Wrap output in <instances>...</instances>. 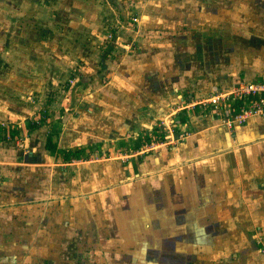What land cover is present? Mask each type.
<instances>
[{
  "label": "crops",
  "instance_id": "1",
  "mask_svg": "<svg viewBox=\"0 0 264 264\" xmlns=\"http://www.w3.org/2000/svg\"><path fill=\"white\" fill-rule=\"evenodd\" d=\"M110 1H119L117 8L104 0H78L71 12L81 17L73 28V48L62 54L63 75L71 83L66 123L59 131L56 119L52 122L59 131L58 147L81 146L87 155L109 146V152L122 148L119 153L131 154L144 142L163 140L170 129L189 133L177 146L164 144L150 154L131 155L124 167L84 159L61 162L45 149L40 127L31 129L28 150H15L9 146L13 141L0 139V264L68 260L69 250L61 245L72 240L69 224L60 221L62 215L47 217L46 208L75 213L78 235L73 239L85 238L87 209L99 224L107 214L97 213L110 208L99 233L140 240L139 255L145 258L156 241L154 217L162 235L161 256L177 255L183 240L202 239L208 225L220 227V240L234 241L243 234L253 239L254 231L264 235V117L228 129L199 108L182 110L215 90L264 81V0H158L157 10H143L137 23L128 20L124 8L132 0ZM111 22L116 28L107 32ZM3 34L0 28V48L5 46ZM72 67L78 70L74 77L67 75ZM3 91L0 87V121L21 124L26 111L10 107ZM240 101L233 100V106ZM182 118L187 119L181 123ZM123 178L133 202L139 193L135 181L142 179L140 200L157 213L149 216L136 208L127 216L122 207L100 201L111 192L121 194ZM83 194L87 201L78 199ZM51 223L59 225L57 230H51ZM247 246L236 249L245 254Z\"/></svg>",
  "mask_w": 264,
  "mask_h": 264
},
{
  "label": "rangeland",
  "instance_id": "2",
  "mask_svg": "<svg viewBox=\"0 0 264 264\" xmlns=\"http://www.w3.org/2000/svg\"><path fill=\"white\" fill-rule=\"evenodd\" d=\"M77 1L0 0V28L4 33L2 40L5 44L4 48H0V87L6 89V91H3V95L4 99L9 102L8 105L10 107L18 106L26 111L25 114L27 113L21 124L14 122L15 120L13 119L11 121L7 119L0 121V126L2 127L13 124L17 126L18 132L14 139H6L7 141H13L9 146L13 145L15 150L29 149L30 144L27 138L31 134L29 126L32 122L38 123V127L41 128L40 132L44 133L43 135L49 132L53 133V139L56 142L59 136L58 133L61 131V124L63 122L66 123L65 118H68L66 106L68 98L70 99L69 96L67 97V84H70L71 81L63 75L67 66L64 63L62 54L67 52V50L70 52L75 44L73 28H75L76 24H79L81 16L74 17L75 15L71 14V12ZM104 3L115 5L116 2L104 0ZM123 4L125 3L123 2ZM129 4L131 5L130 7L124 6V8L128 10V20L133 23L140 21L143 10L150 12L152 8L157 10L159 6L158 0H145L143 2L132 0ZM113 8H117V6ZM113 25L115 23L111 22L105 27L107 32L111 28L112 30L116 28L111 27ZM118 28L119 26H117ZM106 36L107 40H109L111 33H107ZM72 69H70L72 72L70 74L67 71V75L70 77L78 74V70ZM202 115L205 116V114ZM56 116L58 117L55 118ZM55 119L56 126L54 127L58 128V133L52 123ZM186 119L182 118L181 123L185 122ZM181 141L169 146H177ZM9 146L7 148H10ZM108 147L102 146L100 149L97 148L98 150L95 148L90 149L88 150L89 153L87 155L84 154L80 159H84L83 162L85 163L116 162L115 164L124 167L127 166L128 159L136 151L133 150L131 154H123L124 152L119 153L122 148L114 149L116 152H109ZM93 151H96L97 154L89 156ZM78 164L81 163L78 162ZM260 168L263 169V166ZM126 180L123 178V181L118 184L121 194L114 195L111 192V197L106 194L109 199L107 198L106 200L103 197L102 199L100 198V201H103V203L108 201L114 208L122 207L120 211L127 216L128 212L131 213L136 208L139 212L145 209L149 216L157 213L154 208H146L144 201L140 200L142 198L140 193L141 185L143 186L142 179L135 181L136 184H139V186H136V191H139V193L137 195L136 193L133 194L135 202L132 199L128 200L130 192L128 191ZM88 194L80 195L78 199L87 201L89 198ZM90 196L94 197L95 195ZM61 202H64V200H61ZM109 204L107 205L109 206ZM63 205L65 206V203ZM45 211H47V217L49 214H53V216L62 215L60 221L68 222L69 232L72 233L71 242L61 245L62 249L69 250L68 260L62 264H264V235L263 232L259 231H254L255 236L253 239L248 237V235L243 238L245 235L243 234L240 238L236 237L234 241H231L232 238L220 240L222 238L219 232L220 227L217 224L208 225L207 227H211V229L202 239L183 240L184 245L181 242L182 244L176 248L177 255L167 253L161 256V254L157 253L158 238L162 237V235L156 229V225L159 226L158 218L154 217L151 219V230L155 234L156 241L150 244V256L145 258V256L139 255L140 240L134 242L131 239L118 238L116 234H111L109 231L104 232L102 235L99 233V229L104 227V222L110 214V208L101 209L97 213L101 217L107 214L105 218L99 221V224L95 219V213L87 209L85 212L87 220L84 221L85 225L83 226L85 238L78 237V239H73L78 235L77 228L74 226L76 221L75 213L67 215L58 209L53 210L52 208H46ZM134 215L138 217V215ZM56 220L58 221V219ZM43 223L47 225L46 221H43ZM56 226L51 223V230H57ZM125 236L127 238V235ZM126 241L127 244L125 243ZM225 243L227 244L224 245ZM253 243L255 245L258 244V248H252ZM231 244H234L232 249ZM245 244L248 245L245 254L238 252L236 248L238 246L243 247ZM160 246L163 247L161 242ZM172 247L173 244H171V249ZM131 251H134L136 255L132 256Z\"/></svg>",
  "mask_w": 264,
  "mask_h": 264
},
{
  "label": "built area",
  "instance_id": "3",
  "mask_svg": "<svg viewBox=\"0 0 264 264\" xmlns=\"http://www.w3.org/2000/svg\"><path fill=\"white\" fill-rule=\"evenodd\" d=\"M235 99H241L242 105L233 106ZM195 108L201 109L202 114L218 119L228 129L242 125L250 118L264 117V81L243 82L230 90H215L206 97L189 101L182 110L192 112ZM188 133L186 130L170 129L163 140L158 137L144 142L133 155L149 153L164 144L175 145Z\"/></svg>",
  "mask_w": 264,
  "mask_h": 264
},
{
  "label": "trees",
  "instance_id": "4",
  "mask_svg": "<svg viewBox=\"0 0 264 264\" xmlns=\"http://www.w3.org/2000/svg\"><path fill=\"white\" fill-rule=\"evenodd\" d=\"M242 103L243 101H240L238 102V105H242ZM36 127H38V123L36 122H32L29 126L30 129H35ZM17 132V126H14V124L7 125L5 127L0 126V139H14ZM45 149L57 159L61 160V162H69L73 159H80L85 153V148L81 146H73L69 148L58 147L57 142L53 139V133L51 132L46 134Z\"/></svg>",
  "mask_w": 264,
  "mask_h": 264
}]
</instances>
